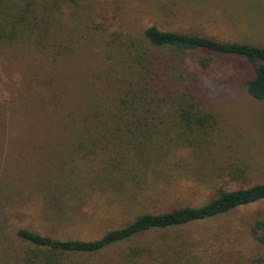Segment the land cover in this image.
I'll return each instance as SVG.
<instances>
[{"label":"rangeland","instance_id":"1","mask_svg":"<svg viewBox=\"0 0 264 264\" xmlns=\"http://www.w3.org/2000/svg\"><path fill=\"white\" fill-rule=\"evenodd\" d=\"M51 16L50 47L42 37L33 43L36 33L26 29L17 31L24 39L0 47V264H250L261 257L248 230L264 219V201L92 254L36 248L16 232L93 240L141 214L196 207L264 183V100L246 95L244 65L227 58L200 69L195 53L161 51L177 65L173 91L162 93L154 118L158 138L138 144V161H120L122 179L103 188L84 162L93 155L75 153L79 141H104L90 104L114 110L134 79L145 28L264 48V0H61ZM153 104L143 107L148 118ZM180 111L195 123L177 122Z\"/></svg>","mask_w":264,"mask_h":264},{"label":"trees","instance_id":"2","mask_svg":"<svg viewBox=\"0 0 264 264\" xmlns=\"http://www.w3.org/2000/svg\"><path fill=\"white\" fill-rule=\"evenodd\" d=\"M59 7L61 0H0V47L10 46L24 39V34L17 39L19 29L35 32L36 38L32 42H37L39 46L38 39L42 37L43 43L47 41V46L50 47L51 42L46 37L53 22L51 14ZM142 37L145 46L134 55L135 63L132 71L134 79L131 77L133 81L117 97L113 105L114 110L99 111L97 107H93L94 104H90L89 117H92L91 120L100 119L103 125L102 133H107L100 137L104 141L99 142L97 147L98 140H92L89 144L90 140H83L75 145L77 149L75 153L84 149L83 152L87 155H93L87 157L84 162L87 170L94 174L103 188L105 183L125 176L126 167L120 161L127 166L138 161L140 152L144 150L143 146L137 148L138 144L151 140L154 143V139L158 138L156 136L160 132L154 123V118L160 108H163L161 104L165 101L166 95L162 93L173 91L170 88L172 77L170 74L175 71L176 67L173 65L177 66L173 59L164 56L162 50L168 53H195V65L200 69L207 68L212 62V57L241 62L245 68L243 73H245L246 95L256 101L264 100V48L244 43H219L206 37L160 31L153 26L145 28ZM182 74L185 73H181L178 77L184 82ZM189 99L191 100L192 97ZM154 100L152 115L155 113V116L150 115L148 118L146 113L151 112L143 107ZM178 118L177 122L183 125L195 123V116L185 111H180ZM85 119L86 113H84ZM122 134H124L123 139ZM89 136L85 139H90ZM180 144L184 145L185 142ZM94 148H99L96 156L93 154ZM123 149L130 152L128 157L124 153H119ZM116 165H120L119 171H116ZM112 171L114 174L110 175ZM260 201H264V183L244 189L219 192L208 202L196 207L177 208L157 214H141L123 226L109 230L93 240H58L23 229L17 230L16 236L36 248H47L58 253L92 254L143 232L213 219ZM248 233L264 249V219L254 220ZM250 264H264V252Z\"/></svg>","mask_w":264,"mask_h":264}]
</instances>
